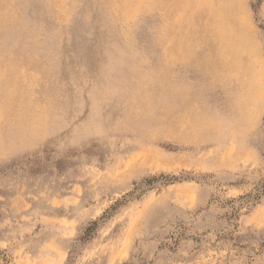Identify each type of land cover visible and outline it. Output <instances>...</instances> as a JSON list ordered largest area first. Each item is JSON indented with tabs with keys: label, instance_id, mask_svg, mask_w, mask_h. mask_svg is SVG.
<instances>
[{
	"label": "rangeland",
	"instance_id": "374dc122",
	"mask_svg": "<svg viewBox=\"0 0 264 264\" xmlns=\"http://www.w3.org/2000/svg\"><path fill=\"white\" fill-rule=\"evenodd\" d=\"M0 64V264H264V0H0Z\"/></svg>",
	"mask_w": 264,
	"mask_h": 264
},
{
	"label": "bare ground",
	"instance_id": "6f19581e",
	"mask_svg": "<svg viewBox=\"0 0 264 264\" xmlns=\"http://www.w3.org/2000/svg\"><path fill=\"white\" fill-rule=\"evenodd\" d=\"M129 2H130V0H128ZM125 3V2H124ZM126 5V4H125ZM128 5H130V3H128ZM165 49V48H164ZM166 50V49H165ZM10 61V60H9ZM14 62V61H13ZM16 64V63H15ZM1 65V64H0ZM4 65V64H3ZM7 65H9V64H7ZM2 66V65H1ZM12 69V68H11ZM21 76V75H20ZM35 78V77H34ZM24 81V80H23ZM34 81H35V79H34Z\"/></svg>",
	"mask_w": 264,
	"mask_h": 264
}]
</instances>
